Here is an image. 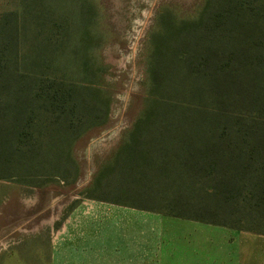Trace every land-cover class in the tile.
I'll return each mask as SVG.
<instances>
[{
  "label": "trees",
  "instance_id": "obj_1",
  "mask_svg": "<svg viewBox=\"0 0 264 264\" xmlns=\"http://www.w3.org/2000/svg\"><path fill=\"white\" fill-rule=\"evenodd\" d=\"M98 15L95 0L0 11V180L79 178L77 144L108 123ZM149 43L145 108L87 197L264 236V0L161 7Z\"/></svg>",
  "mask_w": 264,
  "mask_h": 264
},
{
  "label": "rangeland",
  "instance_id": "obj_2",
  "mask_svg": "<svg viewBox=\"0 0 264 264\" xmlns=\"http://www.w3.org/2000/svg\"><path fill=\"white\" fill-rule=\"evenodd\" d=\"M95 2L98 40L92 46L99 67L90 86L110 99L108 123L77 144L74 156L80 176L75 182L48 179L40 181L43 188H38L0 180V264H37L35 240L45 246L47 241L52 244L70 219L93 216L91 220H95L99 213L112 216L111 209L103 207L106 203L89 199L86 190L145 108L150 32L159 9L171 7L181 16H190L196 0ZM8 5L11 0H0V11ZM41 258V264H47L46 253Z\"/></svg>",
  "mask_w": 264,
  "mask_h": 264
},
{
  "label": "crops",
  "instance_id": "obj_3",
  "mask_svg": "<svg viewBox=\"0 0 264 264\" xmlns=\"http://www.w3.org/2000/svg\"><path fill=\"white\" fill-rule=\"evenodd\" d=\"M103 207L112 216L70 219L52 244L32 242L37 264L43 253L47 264H264L263 235L125 206Z\"/></svg>",
  "mask_w": 264,
  "mask_h": 264
}]
</instances>
